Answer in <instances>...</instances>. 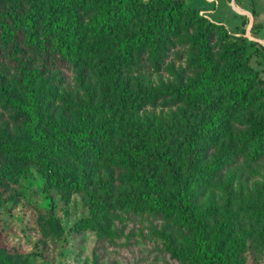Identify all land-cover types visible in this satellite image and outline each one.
<instances>
[{
  "label": "trees",
  "instance_id": "obj_1",
  "mask_svg": "<svg viewBox=\"0 0 264 264\" xmlns=\"http://www.w3.org/2000/svg\"><path fill=\"white\" fill-rule=\"evenodd\" d=\"M248 56L241 32L183 0H0V194L28 164L93 213L127 186L113 202L178 217L181 263L237 264L196 207L220 169L264 158V116L248 112L264 77ZM163 69L172 80L145 81Z\"/></svg>",
  "mask_w": 264,
  "mask_h": 264
},
{
  "label": "rangeland",
  "instance_id": "obj_2",
  "mask_svg": "<svg viewBox=\"0 0 264 264\" xmlns=\"http://www.w3.org/2000/svg\"><path fill=\"white\" fill-rule=\"evenodd\" d=\"M251 15L249 32L241 33L248 63L264 77V38L256 35L264 20V0H252ZM175 50L182 56L171 54L167 61L178 69L187 55L185 46ZM142 73L151 83L173 79L171 69ZM167 110L155 107L163 116ZM248 112L264 116V104ZM42 183L37 167L28 164L0 194V247L13 264H183L172 256V250L186 248L178 217L113 202L127 186L113 191L107 209L93 213L82 193L64 199ZM196 211L203 213L210 244L223 245L225 251L233 247L229 258L237 264H264V158L239 159L216 172Z\"/></svg>",
  "mask_w": 264,
  "mask_h": 264
},
{
  "label": "crops",
  "instance_id": "obj_3",
  "mask_svg": "<svg viewBox=\"0 0 264 264\" xmlns=\"http://www.w3.org/2000/svg\"><path fill=\"white\" fill-rule=\"evenodd\" d=\"M188 7L201 11L206 17L222 23L236 32H249L252 21V0H183ZM256 33L264 38V20Z\"/></svg>",
  "mask_w": 264,
  "mask_h": 264
}]
</instances>
